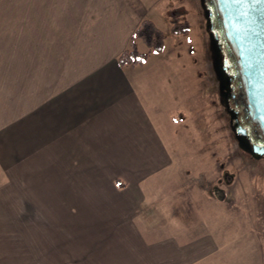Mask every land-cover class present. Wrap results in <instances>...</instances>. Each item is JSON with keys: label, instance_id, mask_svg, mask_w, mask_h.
Returning <instances> with one entry per match:
<instances>
[{"label": "crops", "instance_id": "1", "mask_svg": "<svg viewBox=\"0 0 264 264\" xmlns=\"http://www.w3.org/2000/svg\"><path fill=\"white\" fill-rule=\"evenodd\" d=\"M141 1L0 0V97L1 84H17L15 125L3 130L18 142L0 162L19 168L15 190L0 189L17 201L15 232L0 220V264H202L215 254L208 232L175 214L184 178L156 148L163 116L178 109L158 94L169 82L178 92L179 78L160 76L154 89L142 62H117L147 19ZM9 111L1 104L0 119ZM44 158L54 170L42 181L24 163ZM160 160L170 170H152Z\"/></svg>", "mask_w": 264, "mask_h": 264}, {"label": "rangeland", "instance_id": "2", "mask_svg": "<svg viewBox=\"0 0 264 264\" xmlns=\"http://www.w3.org/2000/svg\"><path fill=\"white\" fill-rule=\"evenodd\" d=\"M199 4L198 0L141 1L147 19L165 35V49L150 53L136 70L153 76L154 89L160 85V76L179 78L178 92L173 93L175 86L169 82L163 84L168 87L167 92L158 94L163 109H178L163 116L170 123L167 130L157 128L162 140H158L160 145L156 148L158 156L171 158L172 170L184 178L185 185L178 192L172 191L178 196L175 214L191 230L208 232L216 246L215 254L202 264H264V157L254 159L240 149L232 133L230 114L222 104L212 67L201 0ZM218 22L214 16L217 29ZM181 24L187 25V31L176 33L183 28ZM138 47L143 53L148 51L142 43ZM1 85L5 89L0 105L13 111L0 119V131L5 135L1 143H6L0 145V155L11 156L18 149L16 131L3 128L15 125L17 84ZM45 159L24 163V169L29 174L39 173L45 181V174L54 170V163ZM160 162H154L152 170H170L160 166ZM69 165L77 168L82 164ZM18 171V163L12 158L0 162V173H8L7 178L1 176L0 189L7 188L4 186L8 183L10 191H14L19 183ZM10 191L0 195V220L6 223L4 228L15 232L17 201ZM7 251L9 259L15 257L10 245Z\"/></svg>", "mask_w": 264, "mask_h": 264}, {"label": "water", "instance_id": "3", "mask_svg": "<svg viewBox=\"0 0 264 264\" xmlns=\"http://www.w3.org/2000/svg\"><path fill=\"white\" fill-rule=\"evenodd\" d=\"M201 4L219 90L223 97H227L231 90V79L225 74L221 54L225 49L236 68L244 118L264 136V0H201ZM214 16L219 21V31L214 25ZM228 113L240 149L254 159L263 157L264 145L252 144L247 129L239 124L237 113Z\"/></svg>", "mask_w": 264, "mask_h": 264}, {"label": "trees", "instance_id": "4", "mask_svg": "<svg viewBox=\"0 0 264 264\" xmlns=\"http://www.w3.org/2000/svg\"><path fill=\"white\" fill-rule=\"evenodd\" d=\"M184 25V24H181ZM187 31V25L176 33H182ZM165 35L163 32L151 21L145 19L139 23L134 33L130 37L128 47L123 50L117 57V62L121 67H134L139 65L143 59L150 53H161L165 49ZM142 43L148 48V51L142 53L138 49V44ZM250 127L252 133V140L255 143L264 145V136L260 131H256L255 128Z\"/></svg>", "mask_w": 264, "mask_h": 264}, {"label": "flooded vegetation", "instance_id": "5", "mask_svg": "<svg viewBox=\"0 0 264 264\" xmlns=\"http://www.w3.org/2000/svg\"><path fill=\"white\" fill-rule=\"evenodd\" d=\"M215 32V30H214ZM223 52H225V49H222V60L224 61L223 66H225V74L227 77L231 79L230 82V93L227 97H223L220 90L219 94L221 97L222 104L224 105V108H226V112L231 111L232 113H237V117L239 120V124L246 128L248 131V136L250 138V142L253 144L255 143L252 140V133L250 131V124L247 122V120L244 118V104H243V97L242 93L240 94L239 91H241L239 86V81L236 76V68L234 67V64L231 62V59L228 58V54L226 52V55L223 56ZM218 82V89H219V81ZM231 119H230V126H231ZM232 130V128H231ZM233 135H235V132H233ZM264 157V156H263Z\"/></svg>", "mask_w": 264, "mask_h": 264}]
</instances>
